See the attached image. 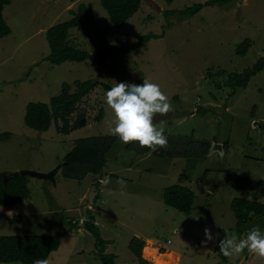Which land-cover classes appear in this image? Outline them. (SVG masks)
Returning <instances> with one entry per match:
<instances>
[{"label": "rangeland", "instance_id": "374dc122", "mask_svg": "<svg viewBox=\"0 0 264 264\" xmlns=\"http://www.w3.org/2000/svg\"><path fill=\"white\" fill-rule=\"evenodd\" d=\"M204 1L142 0L138 11L118 29L99 0H12L3 8L10 33L0 38V174L3 178L12 172L25 176L29 197L9 207L0 206V236L58 232L61 240L57 250L50 252L49 264H101L95 239L83 223L93 213L100 236L109 242L105 252L120 254L115 262L137 264L127 245L131 237L138 236L144 241L141 255L149 264H222L216 254L207 256L215 243L207 247L200 243L204 227L212 228L217 237L224 232L228 238H241L235 232L238 219L230 210L231 199L264 202L259 192V181L264 182V69L233 95L225 85L230 72L250 67L264 53V0L206 6L192 17L164 12ZM80 4L92 8L94 23L70 29L69 38L90 53L105 52L114 44H133L140 33L160 37L127 55L107 54L100 65L88 59L51 64L46 60L45 31L69 20ZM245 38L251 46L244 56H238L236 47ZM76 79H92L110 87L143 79L158 83L173 111L156 115L155 126L164 127L166 135L208 139V153L198 159L160 158L154 151L138 155L115 136L102 174H115L119 179L111 178L107 185L98 182L100 174L79 181L64 179L56 168L75 140L114 136L108 131L113 113L102 98L107 90L96 86L77 104L76 113L83 112L87 124L67 135L57 130L60 119L52 117L49 128L38 131L26 126L23 116L28 102H47L60 93L64 82L72 84V92ZM100 108L103 117L97 121ZM224 142L228 145L219 149L215 145ZM134 163L151 171L139 169L141 178L132 180L136 170L130 166ZM121 179L126 186H120ZM177 182L194 191L188 214L163 201L161 187ZM97 193L102 196L100 201L95 198ZM72 220L77 225L71 230L70 225L75 227ZM253 225L264 231V216L247 223L245 231ZM244 255L227 257L228 263H243ZM247 259L244 264H264L251 253Z\"/></svg>", "mask_w": 264, "mask_h": 264}, {"label": "trees", "instance_id": "16d2710c", "mask_svg": "<svg viewBox=\"0 0 264 264\" xmlns=\"http://www.w3.org/2000/svg\"><path fill=\"white\" fill-rule=\"evenodd\" d=\"M11 0H0V38L10 33L4 17L3 8ZM101 7L107 12L109 21L115 29H118L128 18H130L139 9L142 0H99ZM168 2L170 0H167ZM234 0H206L200 3H194L182 10H164L166 14L178 13L182 17H192L206 6H223ZM72 17L64 22L56 23L50 26L45 36L49 45V54L46 56L51 64L59 65L69 62H82L86 59L93 64L100 65L106 60L107 54L127 55L133 50H138L142 44H146L151 38L160 37L152 32L141 34L138 39L132 43L116 44L109 46L105 52L90 53L87 50L74 45L69 36V30L73 28L89 27L94 23V12L89 6L80 4L76 10L71 12ZM162 34V33H160ZM163 35V34H162ZM251 46V40L245 38L235 50L238 56H244ZM264 52V51H263ZM264 69V53L256 61L241 72H230L227 75L225 85L232 90L229 94L235 93L236 88H245L252 76ZM138 80L136 84L141 83ZM74 90L71 92L70 83H62L60 93L49 98L47 102H28L24 113V124L31 129L46 131L51 125L52 117L54 121L61 120L58 131L64 135L73 130L80 129L87 124V118L83 112L76 113L77 104L87 96L96 86H102L105 90L110 89L106 83H99L96 80L86 79L73 82ZM199 112L200 109H199ZM77 114L72 121L71 116ZM103 110L100 108L96 115V120H101ZM166 135V134H165ZM167 147L157 148L154 154L157 157H184V158H202L208 153L210 141L208 139H196L180 135L167 134ZM115 136L97 135L79 138L75 140L71 150L63 158L60 168V174L64 179L82 180L87 175H98L97 180L100 184L104 177L102 169L106 165L108 151L111 149ZM224 142L222 146H227ZM128 150L138 155H146L152 150L146 147H140L138 143H129ZM135 167L136 164H135ZM147 171V170H142ZM148 172V171H147ZM206 171L201 180L204 181ZM109 177V176H107ZM182 179L181 176H178ZM119 179L117 175L111 174L109 177ZM180 182L172 183L163 189V200L166 205L175 208L179 212L188 214L192 209L194 191L187 186L179 185ZM27 178L22 175L9 176L3 178L0 174V206L6 207L13 205L18 201L28 199L29 191L26 186ZM260 194L264 197V182L259 181ZM116 190V189H114ZM99 197L97 193L95 198ZM102 197V196H100ZM98 201V200H97ZM236 219V230L238 234L243 232L246 223L256 218L264 216V202L246 197L233 198L230 203ZM88 215L89 210H86ZM249 211H255L256 215L249 216ZM89 221L84 223V228L95 239L94 247L96 255L101 264H117L113 253L105 252V246L108 241L100 236L99 227L93 222L94 215H89ZM19 217H17L18 219ZM223 239V238H222ZM60 243V233L51 235H3L0 236V262L7 264H33L35 259H47L51 251L57 250ZM144 241L138 236L129 239L128 249L136 257L135 263L149 264L142 257ZM121 264V263H119ZM163 264H170L164 262Z\"/></svg>", "mask_w": 264, "mask_h": 264}, {"label": "clouds", "instance_id": "9594fccd", "mask_svg": "<svg viewBox=\"0 0 264 264\" xmlns=\"http://www.w3.org/2000/svg\"><path fill=\"white\" fill-rule=\"evenodd\" d=\"M130 18H128L125 22H127ZM141 34L142 33H140L138 37ZM102 98L108 108L113 113V119L108 129L109 134L117 136L119 140L124 144L136 142L139 144L140 147H146L151 149L152 151H155L157 148L167 147L168 141L166 135L164 134V127L157 128L153 123V120L156 115L165 116L169 112L173 111V106L170 103L169 97L161 90V87L158 83L152 82L149 79H143L142 83L139 84L128 82H116L115 85H113L112 87H110V89L103 93ZM215 145L219 146L217 147L218 149L222 147V144ZM59 165L60 172L61 164ZM101 182L104 185H107L111 181L110 178L105 177L102 179ZM118 183L121 187L126 186L125 181L122 179L119 180ZM179 185L181 184L179 183ZM101 198L102 197H99L98 201H100ZM248 215L254 217L256 213L255 211H249ZM235 220L237 219L235 218ZM71 223H73L75 227H72L70 225L68 229H76L77 222L72 220ZM246 224L244 225V228L246 227ZM235 232L239 236L236 230V221ZM200 243L204 247H207L209 244L215 243L214 248H208V256H214L216 254L221 259L222 264H235L228 263L227 257L241 256L246 250V255L249 252L254 256L258 257L259 259L264 260V231H261L258 225H253L241 238H228L226 236V233L224 232L220 235V237H217V234L213 232L212 228L206 226L203 229V239L200 241ZM167 252L171 253L172 251H165L164 254H167ZM113 254L115 255V259L120 256V254ZM116 263L119 264L118 262ZM33 264H49V261L47 259L38 258L33 261Z\"/></svg>", "mask_w": 264, "mask_h": 264}, {"label": "crops", "instance_id": "0c3cea01", "mask_svg": "<svg viewBox=\"0 0 264 264\" xmlns=\"http://www.w3.org/2000/svg\"><path fill=\"white\" fill-rule=\"evenodd\" d=\"M135 164L136 163H134V164H132L131 166H130V168L131 169H135L136 171L135 172H133L132 173V175H133V177H132V180L134 179V178H141V175L137 172V171H139V169H141V170H147L148 172H150L151 171V168H149V167H145V168H143V167H135ZM136 168H138V169H136ZM127 176H130L131 177V175L130 174H128ZM157 184L159 183V182H156ZM156 184V185H157ZM163 188V187H162ZM192 189V188H191ZM193 190V189H192ZM162 192V191H161ZM162 194V193H161ZM245 233H246V231H245V228L243 227V232L241 233V234H239V237H243L244 235H245ZM246 252H247V250L244 252V257H243V260H242V262L243 263H240V264H244L248 259V256H249V252H248V254L246 255ZM208 256V255H207ZM132 259H135V256H133V257H131ZM229 262V261H228ZM179 263V262H178Z\"/></svg>", "mask_w": 264, "mask_h": 264}, {"label": "water", "instance_id": "95a60500", "mask_svg": "<svg viewBox=\"0 0 264 264\" xmlns=\"http://www.w3.org/2000/svg\"><path fill=\"white\" fill-rule=\"evenodd\" d=\"M217 147H219V146H217ZM60 167V165H57V168L56 169H58ZM18 173H16V172H12L11 174H9V176H15V175H17ZM52 173H50V174H48L47 176H50ZM44 174H41V176H43ZM39 176V175H38Z\"/></svg>", "mask_w": 264, "mask_h": 264}]
</instances>
